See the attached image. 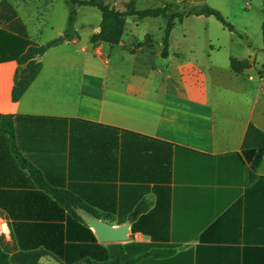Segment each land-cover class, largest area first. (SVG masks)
<instances>
[{
  "label": "crops",
  "instance_id": "obj_1",
  "mask_svg": "<svg viewBox=\"0 0 264 264\" xmlns=\"http://www.w3.org/2000/svg\"><path fill=\"white\" fill-rule=\"evenodd\" d=\"M7 1L30 41L55 44L19 100V64L0 62V264L28 251L43 264H88L94 236L112 244L55 190L128 225L122 244L174 251L137 264H264V157L252 176L241 154L249 127L264 130V0H134L138 10L207 5L236 29L214 16L177 20L167 57L164 17H128L110 45L91 40L97 8L78 7L66 38V0ZM233 58L250 67L235 73Z\"/></svg>",
  "mask_w": 264,
  "mask_h": 264
},
{
  "label": "trees",
  "instance_id": "obj_2",
  "mask_svg": "<svg viewBox=\"0 0 264 264\" xmlns=\"http://www.w3.org/2000/svg\"><path fill=\"white\" fill-rule=\"evenodd\" d=\"M70 5V14L68 26L65 32L66 38L73 37L76 34L75 22L77 18V8L80 6H88L97 8L102 15L101 29L93 35L92 42H106L110 45H119L125 32L126 20L130 16L137 18L146 17H164L167 20L164 47L162 55L167 57L169 54L170 36L176 26V21H183L185 17L192 15L214 16L223 26L236 32L235 27L222 15L221 12L207 5L194 6L184 13L169 14L170 4L155 9L138 10L136 2L131 0L124 3L125 10L121 11L115 7V2L123 0H66ZM243 39L244 35L239 34ZM263 41H264V23H263ZM55 44L49 42L44 45L34 44L29 39L26 25L18 16V13L12 4L3 0L0 3V62L7 60H16L19 69L16 75V82L13 91L14 100H19L26 92L32 82L36 79L42 69V63L39 58ZM231 67L235 73H242L250 67L249 62L239 61L235 58L231 59ZM2 128L7 132L11 139H14L12 117H4L2 119ZM242 156L250 165V174L255 176V171L264 157V130H259L251 125L247 131L242 151ZM58 200L68 208L72 214L75 209H84L96 219H107L102 213L89 207L74 194L66 191H52ZM139 214V210L132 213V217ZM87 227V226H85ZM88 229V227H87ZM134 232L137 228L134 227ZM89 233L92 234L90 229ZM95 246L93 252L83 255L84 260L88 264H137L148 257L165 258L174 253L169 247H158L150 243H112L108 245H100L94 236ZM43 253L39 251L19 252L12 257L13 264H43L40 262Z\"/></svg>",
  "mask_w": 264,
  "mask_h": 264
},
{
  "label": "water",
  "instance_id": "obj_3",
  "mask_svg": "<svg viewBox=\"0 0 264 264\" xmlns=\"http://www.w3.org/2000/svg\"><path fill=\"white\" fill-rule=\"evenodd\" d=\"M89 225L95 230L98 239L104 243H121L127 240L128 225L114 227L93 217L89 218ZM145 238L148 239L147 236Z\"/></svg>",
  "mask_w": 264,
  "mask_h": 264
},
{
  "label": "rangeland",
  "instance_id": "obj_4",
  "mask_svg": "<svg viewBox=\"0 0 264 264\" xmlns=\"http://www.w3.org/2000/svg\"><path fill=\"white\" fill-rule=\"evenodd\" d=\"M115 7L119 8L117 5H115ZM188 9L189 8L183 7L182 5H177L176 7H172V5H170L169 14H172V13H184Z\"/></svg>",
  "mask_w": 264,
  "mask_h": 264
},
{
  "label": "built area",
  "instance_id": "obj_5",
  "mask_svg": "<svg viewBox=\"0 0 264 264\" xmlns=\"http://www.w3.org/2000/svg\"><path fill=\"white\" fill-rule=\"evenodd\" d=\"M99 54H101V50H99Z\"/></svg>",
  "mask_w": 264,
  "mask_h": 264
}]
</instances>
